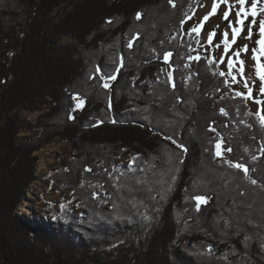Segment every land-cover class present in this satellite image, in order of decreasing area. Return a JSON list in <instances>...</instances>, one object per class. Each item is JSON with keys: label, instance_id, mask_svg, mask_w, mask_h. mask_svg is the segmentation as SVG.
<instances>
[{"label": "trees", "instance_id": "1", "mask_svg": "<svg viewBox=\"0 0 264 264\" xmlns=\"http://www.w3.org/2000/svg\"><path fill=\"white\" fill-rule=\"evenodd\" d=\"M202 4L0 0V264H264V124L186 30ZM57 138L48 179L81 212L39 221L21 205Z\"/></svg>", "mask_w": 264, "mask_h": 264}, {"label": "rangeland", "instance_id": "2", "mask_svg": "<svg viewBox=\"0 0 264 264\" xmlns=\"http://www.w3.org/2000/svg\"><path fill=\"white\" fill-rule=\"evenodd\" d=\"M253 0H248V2L243 5L245 12L241 13L240 18L243 19L245 14L247 19H244L243 31L235 39V43H232V30L229 27L228 20L223 18V12L227 10L225 4H220L214 15L210 16L207 21L203 22V27L199 30L200 38V50L202 54L208 57L216 58L220 62L221 69L225 73L229 82L236 91L247 92L244 87V78L248 79V86L252 89V96L256 99L264 100V95L259 92L260 80L256 76L255 68L257 61L252 59L253 52L252 49H259L260 45L256 42L261 38L259 33V21L264 20V0H256V15L253 16V9L251 7ZM213 0H204L203 7H198L196 11L188 19L185 28L190 31L194 26H197L203 20L204 15H207L211 11ZM229 3L233 6L232 12L229 16V20L232 21L234 27L240 28L241 25L236 23L237 17L236 12L239 11L241 5L236 3V0H229ZM210 4V8L207 10L206 5ZM255 20L256 23L252 25V21ZM249 25L251 26V38L249 36ZM215 31V35L212 37L211 41L208 40V33ZM228 31V44L225 45L223 33ZM64 40L69 42L75 41L74 37L71 35H65ZM64 43V41H63ZM219 45V47H217ZM247 45V52L242 51L243 47ZM227 48V51L225 49ZM237 50L240 51V55L237 58L234 53ZM256 56L259 58L261 65H264V55H261L259 51L256 52ZM231 60L234 67L231 69V75H229V64L228 61ZM243 61V76L240 75L238 69L240 67L239 61ZM235 76L238 82L234 83L232 77ZM255 81V82H253ZM81 99H78V101ZM250 106V110L256 112L262 107L261 105L253 103L251 99H247ZM41 114V111L35 112H23V116L27 117L29 120L37 118ZM26 133H20L19 136L23 137ZM134 152H130V155L118 159V162L124 164H129L130 157ZM35 154L38 155V165H37V176L38 179L32 183L28 193L26 201L21 205V211L25 214L32 215L34 219H50L51 208L61 210L64 206L71 207L74 205V209L80 213L81 209L78 205V200L73 198V190L68 189L65 193H61L55 189L51 188V180L48 179V175L51 171L56 170L60 167L59 154H63L66 158L73 155L72 149L69 144L60 138L47 144L41 150L37 151ZM63 205V207H61Z\"/></svg>", "mask_w": 264, "mask_h": 264}, {"label": "snow or ice", "instance_id": "3", "mask_svg": "<svg viewBox=\"0 0 264 264\" xmlns=\"http://www.w3.org/2000/svg\"><path fill=\"white\" fill-rule=\"evenodd\" d=\"M248 2V0H236V3H238L239 5H241L242 7H240V9H239V11L238 12H236V17H237V20H236V23L237 24H239V25H241V27L240 28H237V27H234L233 25H232V21L231 20H229V16H230V14H231V12H232V5L229 3V0H213V3H212V7H211V11L210 12H208L207 13V15H204V17H203V20L201 21V23L199 24V25H197V26H194L192 29H190V32H196L197 34H199V30H200V28H202L203 27V22L204 21H207L208 19H209V17L210 16H212V15H214L215 13H216V11H217V8L219 7V5L220 4H225L226 6H227V10H225L224 12H223V18L225 19V20H228V22H229V27L231 28V30H232V36H233V39H232V43H235V39H236V37L239 35V33L241 32V31H243V23H244V19H247V15L245 14V16L243 17V19H241L240 18V15H241V13H244L245 12V9H244V7H243V5H245L246 3ZM169 3H173V0H169ZM173 6H175L174 4H173ZM202 7H203V5H201ZM256 0H253V2H252V4H251V7H252V9H253V12H252V15L253 16H255L256 15V13H255V8H256ZM140 16H141V14L140 13H137L136 14V18L137 19H140ZM189 19H191V17H188ZM109 23H111V21H109ZM181 23L183 24V21H181ZM256 23V21L255 20H253L252 21V25H254ZM252 25H249V36L247 37V38H251V26ZM259 33H260V39L256 42L258 45H260V48L259 49H252V52H253V56H252V59L253 60H256L257 61V63H256V65H254L253 67L255 68V71H256V76L258 77V79L260 80V88H259V92H260V94L261 95H264V65H261L260 64V62H259V58L256 56V52L257 51H259L260 53H261V55H264V20H261V21H259ZM215 35V31H213V32H211V33H208V40H209V42L211 41V39H212V37ZM223 36H224V43H225V45H227L228 44V40H227V37H228V31H225L224 33H223ZM128 47H132V42L131 41H129V44H128ZM217 47H219V45H217ZM242 51H244V52H247L248 51V49H247V45H245L244 47H243V49H241ZM241 50H237L235 53H234V55L238 58L239 57V55H240V51ZM225 51H227V48L225 49ZM171 56V53H165L164 54V59H165V61L167 62L168 61V59H169V57ZM189 59H193L192 57H189ZM195 59H200V57L199 56H196L195 57ZM121 60H122V58H121ZM228 64H229V75H231V69L234 67V64H233V62L231 61V60H229L228 61ZM239 64H240V67H239V69H238V71H239V73H240V75L241 76H243V61L241 60V61H239ZM121 66H122V64H121ZM100 71V69H99V67H97V72H99ZM117 71H119V69H117ZM220 75H225V73H223V72H221L220 73ZM169 77L171 78V74H169ZM103 78V77H102ZM116 77L113 75V76H109L108 77V79H111V80H114ZM189 78H191V77H189ZM232 81L234 82V83H236V82H238L237 80H236V77L235 76H233L232 77ZM244 87L247 89V92L246 93H244V92H239V91H237L236 93H235V95L236 96H241V97H243L244 99H251L252 101H253V103H255V104H258V105H261L262 107L257 111V115L260 117V122H261V124H264V100H259V99H256L254 96H252V89L248 86V79L247 78H244ZM253 82H255V81H253ZM175 85L173 84V87H174ZM103 87H105V88H108L109 87V84L107 83V82H105L104 83V85H103ZM78 98L76 97V96H73V100H77ZM83 101L82 100H79L77 103H76V105H75V108L73 109L74 111H75V109H78V108H81L82 107V105H83ZM221 112L224 114V115H227V113L224 111V109H221ZM70 119H72L73 117H69ZM112 123H115L116 121L115 120H113V121H111ZM98 123H100V122H98ZM93 126H96V125H93ZM210 131H213V132H215L216 130H215V128H212L211 126H210ZM174 142V141H173ZM222 143H223V141H222V139H219V140H217V142H216V144H215V155L217 156V157H223V153H224V151H227V152H231L232 151V149L231 148H224L223 150H222ZM179 146V145H178ZM180 147H182V146H180ZM262 151H264V149H262ZM137 159H139V154H137L136 156H133L131 159H130V161H129V164H128V167H132L134 164H135V162H136V160ZM253 159L255 160L256 159V157L255 156H253ZM226 163H229V166L230 167H234V168H237V169H241V170H243V172L245 173V175L247 176V173H248V168L244 165V164H241V163H235V164H233V163H231L230 161H225ZM85 171H91V169L90 168H85ZM250 180H251V178L250 177H248ZM251 183H253V184H255L256 183V181L255 180H251ZM195 199L197 200V209H199V206H200V202H205L206 203V201H203L202 200V198L201 197H195ZM61 207H63V205L61 206Z\"/></svg>", "mask_w": 264, "mask_h": 264}, {"label": "bare ground", "instance_id": "4", "mask_svg": "<svg viewBox=\"0 0 264 264\" xmlns=\"http://www.w3.org/2000/svg\"><path fill=\"white\" fill-rule=\"evenodd\" d=\"M210 8V4H207L206 5V9L208 10Z\"/></svg>", "mask_w": 264, "mask_h": 264}, {"label": "built area", "instance_id": "5", "mask_svg": "<svg viewBox=\"0 0 264 264\" xmlns=\"http://www.w3.org/2000/svg\"><path fill=\"white\" fill-rule=\"evenodd\" d=\"M66 42H69L68 40L66 41V40H64V43H66Z\"/></svg>", "mask_w": 264, "mask_h": 264}]
</instances>
